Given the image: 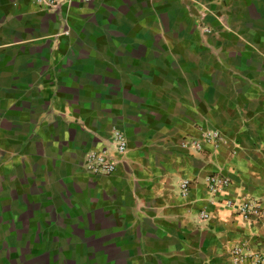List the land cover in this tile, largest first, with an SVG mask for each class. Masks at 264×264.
Segmentation results:
<instances>
[{
    "label": "crops",
    "instance_id": "obj_1",
    "mask_svg": "<svg viewBox=\"0 0 264 264\" xmlns=\"http://www.w3.org/2000/svg\"><path fill=\"white\" fill-rule=\"evenodd\" d=\"M114 129L127 152L91 174ZM246 198L264 208V0H0V264H228L264 246L222 203Z\"/></svg>",
    "mask_w": 264,
    "mask_h": 264
},
{
    "label": "built area",
    "instance_id": "obj_2",
    "mask_svg": "<svg viewBox=\"0 0 264 264\" xmlns=\"http://www.w3.org/2000/svg\"><path fill=\"white\" fill-rule=\"evenodd\" d=\"M31 2L45 8L51 13H57L68 0H30ZM83 3H91L97 0H80ZM223 142L222 135L213 130L205 131L200 138H185L181 146L193 155L216 150ZM127 152V140L124 133L114 129L111 140L102 149L90 150L85 155L84 166L94 175L108 176L113 174L118 166L120 157ZM232 183L229 176L220 173L208 175L204 179L207 192L215 196L228 188ZM192 182L182 183L183 193L188 192ZM226 207L235 209V215L246 223H257L264 221V208L256 198H246L240 202L225 199L222 202ZM202 217L207 219L208 214L202 212ZM228 264H264V246L262 243H253L249 239L229 247Z\"/></svg>",
    "mask_w": 264,
    "mask_h": 264
}]
</instances>
